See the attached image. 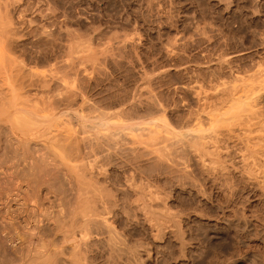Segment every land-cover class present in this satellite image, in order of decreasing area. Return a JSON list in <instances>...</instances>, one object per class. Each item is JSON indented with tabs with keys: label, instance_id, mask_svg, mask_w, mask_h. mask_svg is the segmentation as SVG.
I'll list each match as a JSON object with an SVG mask.
<instances>
[{
	"label": "rangeland",
	"instance_id": "1",
	"mask_svg": "<svg viewBox=\"0 0 264 264\" xmlns=\"http://www.w3.org/2000/svg\"><path fill=\"white\" fill-rule=\"evenodd\" d=\"M15 1L16 9L13 16L15 23L17 21V31H20L18 33L20 35L18 47L22 46L24 49L21 52L17 47V54L18 56L22 55L19 60L27 65L22 62L24 70L27 67L28 70L35 67L34 71L39 72V75L41 73L40 76H42L43 74L46 75L48 71L50 73L55 70L58 71L56 68L59 69L60 67V70L64 69V72L61 71L62 73L66 72L68 76L71 73L74 74L68 77L69 80L66 77L69 81V84L66 83V86H69L68 89H81L78 101L67 107V112L71 117L67 115L66 118L68 121H72L73 125H69L73 129L74 127L76 130L78 129L77 134L79 133L81 142H84L81 143L82 148L89 145V142H85L87 141L85 140L86 137L91 142V138L94 136L104 137L111 132L107 129L103 131L105 129L95 128L98 127L97 121L98 123L100 121L106 122L104 119H96L103 117L101 113L103 115L107 112L112 113L118 104L127 103L126 105L130 107L135 105V108L132 107L130 110L135 109L136 117H133L134 112L132 111L133 114L130 115L131 119L128 122L135 130L126 131L128 136L125 132L118 134L119 136L126 135L123 136L124 138L121 136L123 140H126V137L130 138L126 140L127 143L129 142L128 147L122 143L119 147L117 142L122 138H117L116 134L108 137L109 139L105 137L107 143L104 140V143L100 144L101 146L94 143L90 147L88 146L86 150L83 148L81 164L80 159L78 160L80 166L86 164L85 166H92L93 171L95 170L93 179L101 182L98 184L99 186L97 185L100 188L97 193L103 195L100 200L106 201L108 199L106 195L110 196L109 201H106L108 203L100 201L102 204L99 203V205L101 204L100 206L103 207H100V210L102 208L103 211L105 207L107 211L110 203H112L110 208L113 206L111 208L113 211L103 212L108 214V217L110 216L114 228L118 230L115 229L118 238H121L122 243H124H120V247L119 244L117 245L116 256L113 254L112 257L109 255L110 250L107 249L109 246L106 242L104 240L97 242L95 246L99 249L95 250L96 247L94 246V251L91 252L92 254L90 253L95 259L93 263L264 264V168L263 173L260 171L251 175L245 170L248 168L245 166L246 162L242 160V154L244 152L248 154L247 150L250 147L251 150H264V139L260 137V134L264 133L263 130L260 131L261 128H264V126H260L264 122V98L257 103V109L260 111L263 121L249 128L250 132L244 130L247 128L243 123L239 124L242 122L241 120L237 118V121L233 115H230L231 113L234 114L235 103L232 104L233 107L229 106L233 108L230 112H233L224 113L223 110L226 106L227 109H230L228 108L230 102H224L228 101L229 97H227L228 99L225 97L228 94L224 96L226 100L224 97L221 98L225 90L228 91L232 85L235 76L240 77L245 74V77L246 74L255 72L257 68L264 69V0ZM85 47L90 48V55L88 52H84ZM22 48L20 47L21 50ZM241 50L246 52L244 58L240 57L241 59L238 58L231 64L222 59L225 63H221V58L226 59L230 54ZM30 65L34 67L30 69ZM237 67L238 69H236ZM46 71L47 73H45ZM50 73L47 75L48 77H51L52 73L51 75ZM38 74L37 76H39ZM251 74L249 77H253V74L256 75L255 73ZM258 76L257 74L253 77V80ZM247 77L248 75L245 78ZM259 79L260 77L256 78L258 82ZM224 81H227L228 84ZM261 81L262 84L264 81ZM51 82L49 84L52 87L49 85V89L48 87L44 89H47L46 92L51 91V94H55L56 85L54 81ZM238 83L242 84L243 82ZM72 84H76V86ZM220 87L222 89L224 87L225 90L223 91ZM262 87L264 88V85ZM218 89L224 93L219 92ZM208 93L215 100L211 98L213 101L210 99V104L206 102L203 104L206 95L209 97ZM220 93H222L221 96H219ZM32 95L36 94L32 93ZM83 96L84 100L88 97L84 101L86 106L84 102L82 104ZM217 99L222 103H219ZM201 104L205 107L210 105L212 108L208 106L207 110L211 109L217 115V112L222 111L224 114H221L224 118L226 117L223 119L225 120L223 123L226 124L229 115L232 116L231 120L233 118L237 123L232 124L229 117V123L232 125L228 122L227 126L223 124L224 126L221 125L222 127L218 128L217 125H213L214 128H217L213 131L212 126L210 127L211 123L208 124L210 121H207V118L210 117L208 113L211 115V112H206L205 109L204 112V107L201 108ZM89 107H93L94 111H89ZM237 107L235 111L242 108ZM197 111V114L200 113L202 118H200L201 123L204 121L203 124H200L201 126L196 124L195 119L193 120V117H197L195 113ZM235 113L234 116L238 114ZM79 114H83V116L85 114L86 118H92L90 120L87 118L88 121L86 119L81 121V118H76V116H82ZM93 115L97 117L95 118ZM117 116L113 117L116 118ZM120 118L121 116L116 118V121ZM123 119L119 120L121 124L122 121L124 122ZM113 123L114 121L112 122L114 127L111 130L121 129V127L115 129L116 124L113 125ZM153 123L155 124L150 126L153 127V130H155L156 125V129L161 128L155 130V133L152 130H144L146 126L149 128V124ZM166 123L171 125V127L169 126L171 130L166 129V126L164 127L167 125ZM124 124L126 123L124 122ZM158 125L161 126L158 127ZM91 126L93 127L91 128ZM199 127L205 128L204 130L208 134L212 132L210 133L211 136L215 135L218 144L223 148L220 163H218L219 160L214 162L215 157L211 162L209 156H206L205 158L208 160L203 162L196 156L194 148L189 147L190 149H187L188 145L186 146L185 142L184 146L186 147L182 146L183 140L181 139L192 140L190 141L191 144L195 147L199 146L197 145L199 140L196 138L198 142L195 144L197 140L191 138V133H195L196 130L194 129H199ZM99 129L106 134L101 135V132H98ZM2 131L4 132V130ZM2 131V135L0 133V137H2V140L0 138V146L3 144L2 146L5 148L2 146L0 148V238H7V242L15 247L11 250L13 257H15L14 260L18 262L17 257L21 256L19 250L22 247H27L24 240L28 242V239L32 240L34 237L30 231V229L32 232L34 231L32 229L33 224L35 225L36 221L41 218L40 221H42L44 218L46 223L42 221L39 224L38 221L35 226H43L42 224L52 226L53 221L50 213L52 212L54 217V214H58L56 211L59 212L60 209L66 207L63 204L65 203L64 200L72 198L75 187L71 175L62 165V160L60 162L59 157L51 152V149L46 147L47 154H44L43 152H46L45 146L43 148L36 142H31L34 143L33 146L36 144L37 147L34 146L35 148H31L32 145L30 147L31 143L29 146L24 144L25 148H22L23 143L20 144L10 131L5 130L4 133ZM6 131L7 134L9 133L8 135ZM185 131L188 135L182 137L181 133L183 132L184 136ZM132 132L135 136L136 134L140 136L138 137L140 141L136 140L137 136L134 137ZM150 133L153 134L149 135ZM4 134L7 136L5 137ZM152 135L154 136L153 140H155L153 142H156V146L152 147L157 150V146L158 148L162 146L160 147L162 150L159 148V152H155V149L151 152L153 149L151 143L153 144V142L149 136ZM250 136L254 139H250ZM132 137L136 138L135 143H130L132 140L134 142ZM82 138H85V141ZM148 138L151 140L150 144L146 143L149 142ZM179 138L182 143L176 142ZM248 138L250 143L255 140L261 142V139L263 141L259 145L257 144L259 142L247 144ZM9 139L11 141L12 139L16 140L10 141L11 147L5 146ZM143 139L147 141L144 142ZM3 140L6 141V144L3 143ZM123 140L121 141L126 142ZM95 141V139L92 140V142ZM138 142H141L142 149L141 145L138 144V147L135 145ZM15 143H18L19 146ZM143 143H146V146ZM13 144L16 145V150H18L17 147L22 148H19V153L13 151ZM147 144L151 151H147L150 150L147 149ZM253 144L255 145L253 146ZM129 145L131 147L136 146V151ZM39 146L43 149L38 148ZM143 146L146 147V150L143 149ZM26 147L31 148V150L28 149L30 152ZM95 147L96 149H94ZM109 147L112 149L111 151ZM117 147L119 148L117 149ZM36 148L37 150L40 149L41 152L37 151ZM25 150L28 151V155H26ZM123 150H125L124 153ZM162 151L163 154H160ZM136 152L141 153V155L144 152H150V154L144 153L142 157L141 155L138 157ZM151 153L159 154L152 155ZM43 155H45L44 159ZM50 155L51 157L55 155L57 159L56 157L54 159L49 157ZM112 155L113 157H111ZM160 155L166 159L162 156L161 158L158 157ZM261 156L263 158L264 155ZM249 159L252 160V157ZM36 165L39 170H37ZM32 166L37 169L32 168L30 170L29 167ZM34 170L35 174H32ZM30 171L32 175H28ZM102 171L105 172L102 173ZM26 174L28 176L24 177ZM101 190H103L106 199L104 194L100 193ZM61 198L63 203L62 200H57ZM34 203L35 206H32ZM59 206L61 207L59 208ZM36 212L41 216L39 215V217ZM108 212H111L110 215ZM46 214L48 217L50 215L47 219ZM28 215H30V219ZM33 216H36L38 220L33 221L35 220L32 218ZM31 220L33 223H30ZM160 224L162 225L160 226ZM28 225L33 227L28 229ZM29 236L33 237L30 239ZM20 243L22 244L18 246ZM31 243L27 244L28 247H33V241ZM16 251H19L20 256H15V254L17 255ZM64 251H67L66 246ZM58 256L62 255L58 254Z\"/></svg>",
	"mask_w": 264,
	"mask_h": 264
},
{
	"label": "bare ground",
	"instance_id": "2",
	"mask_svg": "<svg viewBox=\"0 0 264 264\" xmlns=\"http://www.w3.org/2000/svg\"><path fill=\"white\" fill-rule=\"evenodd\" d=\"M16 1L15 0H0V133H1V131L2 130H4V132H5V130H7V131H10L11 132V135L13 134L14 136H15V138H16V140L21 144V143H23V145H21L22 146V148L26 145H28L29 146V143H31V142H36L37 143V145H41V146H43V148H44V146H45V151L46 152H43L44 154L46 153L47 154V148H49V149H51L50 151L51 152H53L57 157H59L58 158V160L60 161V160H62V165H64L66 168L65 169H67V172H69L68 174H70L71 175V177H72V182L74 183V187H75V193L72 195V198H67L68 200H64V202L65 203H63V197L61 198V199H57V200H62V203L64 204V206L66 205V207L64 208V209H60V211L59 212H57L56 210V213H58L57 215H55L54 214V217H53V214H52V212L50 213V215L52 216L51 217V220L53 221L52 223H53V225L52 226H46V225H48V224H46L45 226H44V224H42L43 226H41V225H37V226H35L36 225V223L38 224V221H39V224L40 223H42V221H44V218H43V220L42 221H40V220H38V218L36 219L34 216L32 217V218H34L35 220H33V221H36V220H38V221H36V223H35V225L33 224V228L32 227H30L29 225L27 226L28 227V229L29 228H32L34 231L32 232V230L30 229V231H31V233H33L32 235L34 236H32V237H30V239L32 238V240H29L28 239V242H27V240H24L25 241V243L24 244H29V243H31V241H33V247H28V245L26 244L25 246H27V247H22L21 248V250H19L20 251V254H21V256H20V254H19V251L17 252V255L15 254V256H20V257H17V259H18V262L17 261H15L14 259H15V257H13L14 255H12V250L13 249H15V247H13L10 243H8L7 242V238L5 239V237H3V238H0V264H94L93 262L95 261V259H94V256L92 255L91 256V252H93L94 251V246L97 244V242H102L103 240H104V242H106V244L109 246V248H107L106 246L107 245H105V247L107 248V249H109L110 250V254L109 255H113V256H116L115 254H116V248H117V245L119 244V247H120V243H122V241H121V238L119 239L118 238V234H117V229L116 228H114V226H113V222H112V220L107 216L108 214H104L105 212H103V211H106L105 210V207H104V210L102 211V206H100L102 203L101 202H106V201H109L108 199H110V196L109 195H106V197H108V199L106 200V201H101L100 200V198H103V195H99L98 193H97V191L100 189V188H98V184L99 183H101V182H99V180L98 181H96L95 179H93V172L95 171H93V167L91 166H85L86 164H84V162H83V164L84 165H81L80 166V164H81V151L83 150V148H85V147H81V146H83L82 144L84 143L83 141V143L81 142V137H79V133L77 134V132H79L78 131V129L76 130L75 129V127H74V129L70 126V125H73L71 122L72 121H68V119L66 118V116L68 115V116H70V114L67 112V107L68 106H70V105H73L75 102H77L78 101V98H80V93H79V91L81 90H71V89H68V87L66 86V83L67 84H69L68 82L69 81H67V78L71 75V74H73V73H71L70 74V72H69V76H68V73H62L61 71H63L64 72V69L63 70H60V67H59V69L58 68H56L58 71H56L54 68V70L56 71H54L53 73H52V75H51V73L48 71V73H47V71L45 72V73H47L46 75L45 74H43L42 76H40L41 75V73H40V75L37 73V72H35L34 71V69H35V67L33 68L31 65V67H29L30 69L31 68H33L32 70H28L27 68H26V70H28V71H26V70H24L25 68H24V65H23V63L25 64V62H23L22 60L20 61L19 60V58L20 57H22V55L21 56H18V50H20L21 52H23V48H22V46H20L21 48H22V50L20 49V47H18L20 44V42H19V37H20V35H18V33H20V31L18 32L17 31V27H16V23H17V21H16V23H15V21H14V12H15V9H16V3H15ZM18 10V9H17ZM17 12V11H16ZM17 15V14H16ZM16 15H15V17H16ZM35 21V20H34ZM42 21V20H41ZM46 27V26H45ZM44 32H46V31H44ZM43 32V33H44ZM25 34V33H24ZM48 34V33H47ZM43 35V34H42ZM24 36V35H23ZM37 37V36H36ZM39 37V36H38ZM43 37V36H42ZM49 37V36H48ZM50 38V37H49ZM20 39H22L21 41L23 42V38L21 37ZM26 41V40H25ZM24 41V42H25ZM50 42V41H49ZM44 43V42H43ZM47 43V42H46ZM24 44V43H23ZM30 45V44H29ZM45 45V44H44ZM17 47L19 48L18 50H17ZM24 47V46H23ZM80 47V46H79ZM35 48V47H34ZM40 48V47H39ZM75 50V49H74ZM84 52L86 51V53L88 52H90V48L88 49V47H85L84 49ZM91 50H92V48H91ZM30 51V50H29ZM74 52V51H73ZM92 52V51H91ZM248 53V52H247ZM20 54V53H19ZM22 54V53H21ZM24 54V53H23ZM40 54V53H39ZM89 55H90V53H89ZM244 55H246V52L244 51V50H241V51H236V52H234V53H232V54H230L226 59H224V58H221V60L223 59V60H225V61H227L228 63H233V61L234 60H237L238 58H240V57H243ZM25 58V57H24ZM24 58H22L23 60H24ZM93 58V57H92ZM244 58V57H243ZM57 59V58H56ZM241 59V58H240ZM223 60H222V62L221 63H223ZM25 61V60H24ZM27 61V60H26ZM58 61V60H57ZM219 61V60H218ZM23 62V63H22ZM37 62V61H36ZM236 62V61H235ZM220 63V64H221ZM225 63V62H224ZM223 63V64H224ZM28 64V63H27ZM37 64V63H36ZM222 64V65H223ZM229 64V65H230ZM26 65V64H25ZM54 65H56V64H54ZM259 65V64H258ZM261 65V64H260ZM27 66V65H26ZM25 66V67H26ZM29 66V65H28ZM71 66V65H70ZM224 66V65H223ZM222 66V67H223ZM226 66H228V65H226ZM73 67V66H72ZM263 67V66H262ZM37 68V67H36ZM47 68V67H46ZM228 68V67H227ZM239 68H240V66H239ZM234 69V68H233ZM236 69H238V67L236 68ZM39 70V69H38ZM49 70V69H48ZM51 70V69H50ZM77 70V69H76ZM217 70H218V68H217ZM232 70V69H231ZM235 70V69H234ZM263 70L264 69H262V68H257V70L255 71V72H253V73H255L256 75L258 74L259 76L258 77H256V78H259L260 77V79H259V82H258V80H256V78H255V80H253L254 78L253 77H255L256 75H254L252 72V74H253V77H249V75L251 74V73H249V74H246V76L248 75V77L247 78H245L244 77V75L242 74V76H235V78H233L234 80L232 81L233 83H232V85L228 88V91L227 90H225L224 89V87H223V89L220 87V89H222L223 91L225 90V93L224 92H222V90H220V89H218L219 90V92L221 91L222 93H224L223 95H222V99H223V97L226 95V94H228V95H226L225 97L227 98V97H229V99H228V101H224V100H226L225 99V97H224V102H230L229 103V105H228V108H230V107H233V103H235V106L233 107V108H235V109H233V108H230V109H227L226 107H225V105H224V107H225V109H224V107H223V111H224V113H226V112H230V110H232L233 109V111H234V114H236L235 112H237L238 114L237 115H235L234 116V114L233 113H231V112H233V111H231L229 114L230 115H233V117H235V119L237 120V118H238V120H241L242 122H239V124L241 123H243L244 125H245V127L247 128V129H244L246 132H250L251 130L249 129V128H251L252 126H254V125H257V124H259L261 121H263L262 119V115H261V113H260V111H258V109H257V103H258V101H261L263 98H264V88L262 87L263 85H264V82L261 84L260 82H262L261 80H263L264 81V72H263ZM42 72H43V70H41ZM220 71V70H219ZM218 71V72H219ZM68 72V71H67ZM237 72V71H236ZM238 72H241V71H238ZM49 73H50V75H51V77H48L47 75H49ZM76 73H77V71H76ZM220 73V72H219ZM224 73V72H223ZM233 73V72H232ZM231 73V74H232ZM235 73V72H234ZM247 73V72H246ZM37 74L39 75V76H37ZM65 74H67V75H65ZM78 74V73H77ZM238 74V73H237ZM236 74V75H237ZM251 74V75H252ZM74 75V74H73ZM219 75V74H218ZM227 75H229V74H227ZM235 75V74H234ZM233 75V76H234ZM238 75H241V74H238ZM72 76V75H71ZM221 76V75H220ZM67 77V78H66ZM217 77V76H216ZM226 77V76H225ZM54 78V79H53ZM211 78V77H210ZM222 78H224V77H222ZM228 78V77H227ZM231 78V77H230ZM74 79H75V76H74ZM68 80H69V78H68ZM212 80V79H211ZM210 80V81H211ZM219 80H220V78H219ZM224 80V79H223ZM253 80V81H252ZM53 82L54 81V83H55V85H56V90L57 91H55L56 93L55 94H51L50 92H46V90L44 89V88H47L50 84V82ZM74 81V80H73ZM73 81H71L72 83H73ZM79 81V80H78ZM213 81V80H212ZM216 81H218V80H216ZM243 82L242 84L240 83H238V82ZM51 82V83H52ZM76 82V81H75ZM227 81H224V83H226ZM230 82V81H229ZM257 84H256V83ZM212 83V82H211ZM221 84V83H220ZM226 84H228V83H226ZM226 84H225V88H226ZM258 84H260V85H258ZM54 85V86H55ZM73 86H76V84L74 85V84H72ZM50 87H52L51 85H50ZM70 87H71V83H70ZM228 87V86H227ZM39 88V89H38ZM41 88V89H40ZM81 88V87H80ZM48 89H49V87H48ZM51 89V88H50ZM227 89V88H226ZM54 91V90H53ZM81 92V91H80ZM218 92V91H217ZM227 92V93H226ZM32 93L33 94H36V95H32ZM45 93H47V94H45ZM199 93V92H198ZM216 93V92H215ZM222 93H220V95L219 96H221V94ZM196 94V93H195ZM209 94V93H208ZM219 94V93H218ZM84 96H85V94H84ZM84 96H83V100H82V104H83V102L88 98H86L85 100H84ZM214 96V95H213ZM82 97V96H81ZM215 97V96H214ZM202 98V97H201ZM211 98H213V97H211L210 96V94H209V97H208V95H206V97L204 98V101H203V104L206 102L207 104L209 103L210 104V99ZM216 98V97H215ZM217 98H218V96H217ZM220 98V97H219ZM203 99V98H202ZM80 100V99H79ZM90 100V99H89ZM201 100V99H200ZM212 100V99H211ZM213 100H215L214 98H213ZM212 100V101H213ZM211 101V102H212ZM217 101H218V99H217ZM222 101V100H221ZM121 102V101H120ZM198 102V101H197ZM219 103H222V102H220V100L218 101ZM217 102V103H218ZM223 102V103H224ZM237 102V103H236ZM87 103V102H86ZM129 103H131V102H129ZM213 103V102H212ZM212 103H211V106H212ZM214 103H216V101H214ZM127 104V103H126ZM126 104H118V107L114 110V111H112V113H108L107 111V113L105 114V115H103L102 113H101V115L103 116V117H101V118H99L98 119V117L97 116H94L97 120H103L104 119V121H106V122H103V121H100V123H98V121H97V123L96 122H94V123H96V124H98V127H95V128H101L102 130L103 129H105V130H103V131H106V129H107V131L109 130V131H111V132H109V133H105V132H103L101 129H99L100 131H98V132H101V135H104V133L106 134V135H104V137L103 136H101L100 137V135L99 136H94L93 138H91L90 136H88L89 138H91L93 141H94V139L96 140L95 142H92V140H91V142H90V139L88 140V138L86 137V139L85 140H87V141H85L83 138H82V140H84L85 142H89V145H86L87 147L89 146L90 147V145L91 144H94L95 143V145L96 144H103L104 143V140L106 141V138L105 137H107V139H109L108 137H111V136H114V135H116L117 134V138L118 137H123V136H126L127 134V132L126 131H134L135 130V128L134 127H132V125L130 126V123L128 124V122L130 121V115H132L133 114V112H134V116L133 117H136L135 116V109L134 110H130V109H132V107H130V106H127ZM206 104V105H207ZM233 104V105H232ZM236 104H237V106H239V109L242 107L243 108V110L241 111V109L240 110H237V111H235L238 107L236 106ZM240 104V105H239ZM84 105L86 106V104H85V102H84ZM99 105V104H98ZM97 105V106H98ZM242 105V106H241ZM94 106V105H93ZM113 106V105H112ZM116 106V105H115ZM211 107L210 105H207V107ZM214 106V105H213ZM230 106V107H229ZM241 106V107H240ZM95 107H96V105H95ZM94 107V108H95ZM200 107V106H199ZM202 107H204L203 108V111H204V109L206 110V112L208 111H210L211 112V115L208 113V115L210 116L209 117V119L207 118V121L209 120L210 122L208 123V124H210V127L212 126V128H213V131H214V129L217 127H222V126H224V125H228V124H230V125H232L234 122L235 123H237V121L235 120V119H233L232 118V120H231V117H230V115H229V117H230V121L232 122V124L231 123H229L230 121L228 120L229 119V117H228V119H226V124L225 123H223V121L225 122V120H223V119H225L224 118V116H223V112L221 111L220 113L219 112H217L218 113V115H220V116H218L217 114H216V112H212V110L210 109V110H207V107H205V105H203L202 106V104H201V108ZM237 107V108H236ZM89 108H91V109H89ZM88 108V110L90 111V110H92V111H94V109H92L93 107H89ZM96 108H98V107H96ZM95 108V109H96ZM133 108H135V105H134V107ZM212 108V107H211ZM100 109V108H99ZM99 109H97V110H99ZM102 109V108H101ZM104 109V108H103ZM108 109V108H107ZM215 109V108H214ZM78 110V109H77ZM86 110V109H85ZM226 110V111H225ZM76 111V110H75ZM83 111V110H82ZM91 111V112H92ZM110 111V110H109ZM76 112H78V111H76ZM90 112V113H91ZM132 112V113H131ZM205 112V111H204ZM79 113V112H78ZM196 114L198 113V111L197 112H195ZM202 113V112H201ZM221 113H223V114H221ZM77 114V113H76ZM139 114V113H138ZM214 114V115H213ZM216 114V115H215ZM79 115H82L81 117L80 116H76V118H81V121L82 120H84V119H86L87 120V118H89V117H85V114H84V116H83V114H79ZM110 115L112 116L111 118H110ZM117 115H119V116H121V118L120 119H118V121H116L117 119L116 118H118L119 116H117ZM123 115H128V116H123ZM206 115V114H205ZM115 116H117L116 118H114ZM124 117V119H123V117ZM203 116V115H202ZM71 117V116H70ZM75 117V116H74ZM83 117V118H82ZM85 117V118H84ZM100 117V116H99ZM139 117V116H138ZM190 117V116H189ZM223 117V118H222ZM73 118V117H72ZM72 118H70V119H72ZM75 118V119H76ZM90 118H92V117H90ZM90 118H89V120H90ZM112 118H114V119H112ZM141 118V117H140ZM201 118V116H200V113H199V115L197 114V117H193V120L195 119L196 120V124H198L199 126H201L200 124H203L204 123V121H203V123H201L202 122V118ZM204 118V117H203ZM110 119V120H109ZM114 121V123L116 124H114L113 123V125H115V129H117V127H121V129L120 130H111V129H113V127L114 126H112V120ZM121 119H123L124 120V122L126 123V124H124V122L122 121V124L119 122V120L121 121ZM190 119V118H189ZM78 120V119H77ZM92 120H95V119H92ZM139 120V119H138ZM192 120V122H194ZM205 120V119H204ZM228 120V121H227ZM88 121V120H87ZM132 121V120H131ZM134 121H137V120H134ZM187 121V120H186ZM206 121V120H205ZM70 122V123H69ZM84 122V121H83ZM108 122H111V123H108ZM117 122H119L118 123V125H117ZM227 122H228V124H227ZM86 123V122H85ZM84 123V124H85ZM132 123V122H131ZM195 123V122H194ZM193 123V124H194ZM221 123V124H220ZM262 123V122H261ZM70 124V125H69ZM95 124V125H96ZM146 124H148V123H146ZM145 124V125H146ZM155 123H153V124H149V128H150V130H149V128H147V126H146V129H144V130H147L148 129V131H151L152 130V132L153 133H155L156 131L155 130H159V129H156L157 128V125L155 126V130H153V127H150V126H152V125H154ZM167 124V123H166ZM192 124V125H193ZM196 124H194V125H196ZM224 124V125H223ZM86 126H87V124H85ZM90 125H92V124H90ZM141 125H143V124H141ZM198 125H197V127H198ZM213 125L214 126H216L215 128L213 127ZM220 125V126H219ZM222 125V126H221ZM235 125V124H234ZM237 125V124H236ZM82 126L84 127V125L82 124ZM94 126V125H93ZM93 126H91V128L93 127ZM97 126V125H96ZM159 126H161V125H158V127ZM166 126V127H165ZM171 127V125L170 124H167V125H164V127L166 128V129H170V127ZM208 126V125H207ZM260 126H264V122L262 123V125H260ZM111 127V128H110ZM140 127V126H139ZM196 127V126H195ZM205 127V126H204ZM210 127H209V129H210ZM240 127H242L241 125H240ZM87 128V127H86ZM94 128V129H95ZM164 128V129H165ZM193 128V127H192ZM216 128V129H217ZM261 128V127H260ZM260 128H258V129H260ZM141 129V128H140ZM205 129V128H204ZM203 129V127L202 128H200L199 127V129L197 128V129H194V130H196L195 131V133H191V138H195L194 140H199V142H198V140L195 142V144L197 143V145H199V146H197V147H195L193 144H191L190 143V141H192V140H187V139H181V140H183V143L181 142V140H180V138H179V140H177L176 142H178V141H180V142H178V143H182L183 145L182 146H184V142L186 143V146L188 145V147H187V149L190 147H192V149L194 148V152H196V156H198V158H200L201 159V161H206V160H208V159H206L205 157L206 156H209L211 159H210V161L212 160L213 161V157H215V159H214V162H215V160H217V162H218V160H219V162L218 163H220V161H221V153H222V147H221V145H219L218 144V140L216 139V137H214V136H211L212 134H210V133H212V132H209V134H208V132L207 131H205ZM209 129H208V131H209ZM95 130H98V129H95ZM141 130H143V129H141ZM171 130V129H170ZM243 130V129H242ZM264 131V128H261L260 129V131ZM7 131H6V134H7ZM91 131H92V129H91ZM90 131V132H91ZM155 131V132H154ZM192 131H193V129H192ZM259 131V132H260ZM3 132V131H2ZM3 132V133H4ZM124 132H125V134L126 135H118L119 133L121 134V133H123L124 134ZM84 133V132H83ZM133 134L132 135H134V137H136L137 136V134H136V136H135V134H134V132H132ZM149 133V132H148ZM153 133H150L149 135H151V134H153ZM185 133H186V131H185ZM261 133V132H260ZM263 133V132H262ZM9 134V133H8ZM7 134V135H8ZM96 134H98L97 132H96ZM257 134H259V133H257ZM256 134V135H257ZM264 134V133H263ZM263 134H260V137L261 138H263L264 139V136H261V135H263ZM1 135H2V133H1ZM7 135H5L4 134V136L6 137ZM10 135V136H11ZM91 136H92V134H90ZM93 135H95V134H93ZM131 135V136H132ZM140 135V134H139ZM178 135H180V134H178ZM186 135H188V133H186L184 136H183V132L181 133V136L182 137H185ZM192 135H193V137H192ZM255 135V136H256ZM3 136V137H4ZM9 136V137H10ZM128 136V135H127ZM143 136V135H142ZM141 136V137H142ZM148 136V135H147ZM153 136V135H152ZM152 136H149V137H151V140H152V142L153 141H155V140H153V138H154V136L152 137ZM177 136V135H176ZM176 136H175V138H176ZM254 136V137H255ZM9 137H7V138H9ZM96 137V138H95ZM115 137V139H116V142H117V138ZM121 137V138H122ZM134 137H132L133 139H134V142H133V140H132V138H131V142L130 143H135V139L136 140H138V141H140V139H138V137H140V136H137L136 138H134ZM181 137V138H182ZM188 137H190V136H188ZM1 138V140H2V137H0ZM7 138H5V139H7ZM11 138V137H10ZM14 138V139H15ZM105 138V139H104ZM112 138H114V137H112ZM124 138V137H123ZM123 138L122 139H120L119 141H120V143H119V141L117 142L118 144H119V147H120V144L122 143V144H124V145H126V147H128V145L127 144H129V142L127 143V141L126 140H128V139H130V138H127L126 137V142H122L121 140H123ZM145 138V137H144ZM178 138V137H177ZM187 138V137H186ZM190 138V139H191ZM197 138V139H196ZM250 139L252 138L251 136L249 137ZM249 138H248V140H247V142L249 141ZM257 138H259L258 136H257ZM256 138V139H257ZM115 139H112V140H114L115 141ZM142 139V138H141ZM149 139V138H148ZM252 139H254V138H252ZM0 140V141H1ZM16 140H13L12 139V141H16ZM123 140V141H124ZM151 140L149 139L148 141L149 142H146V143H149L150 144V142H151ZM258 140V139H257ZM11 140L9 139V141L7 140V142H8V144L7 145H5V146H10L11 145V142H10ZM142 141V140H141ZM143 141H144V139H143ZM145 141H147V140H145ZM144 141V142H145ZM157 141H158V139H157ZM253 141V140H252ZM260 140H258V141H253V142H259ZM263 140L261 139V142H262ZM137 142V141H136ZM252 142V143H253ZM261 142H259V143H257L258 145L261 143ZM3 143H5L6 144V141H4L3 140ZM10 143V144H9ZM82 143V144H81ZM106 143H107V141H106ZM116 143V144H117ZM126 143V144H125ZM145 143V144H146ZM155 143V144H154ZM250 143V141L247 143V144H249ZM252 143H250V144H252ZM0 144H1V142H0ZM15 144H18V143H15ZM25 144V145H24ZM34 144V143H33ZM33 144L31 143L30 144V147H31V145H32V147L31 148H33L34 146H36V144L33 146ZM115 144V145H116ZM117 144V145H118ZM138 144H139V146L141 147V149H142V144H141V142L139 143H137V144H135V145H137V147H138ZM144 144V143H143ZM144 144V145H145ZM3 145V144H2ZM1 145V146H2ZM99 145H97V146H99ZM105 145V144H104ZM108 145V144H107ZM111 145V144H110ZM123 145V146H124ZM132 145V144H131ZM131 145H129L130 147H131ZM181 145V144H180ZM192 145V146H191ZM255 144H253V146H254ZM1 146H0V148H1ZM13 146H14V144H13ZM17 146H19V144L17 145ZM101 146V145H100ZM99 146V147H100ZM106 146V145H105ZM113 146V145H112ZM133 146V145H132ZM146 146V145H145ZM152 146H156V142H153V144L151 143V148H153ZM186 146H184V147H186ZM257 146V145H256ZM255 146V147H256ZM11 147V146H10ZM27 148L26 147V149L28 150H31V148ZM37 147V146H36ZM47 147V148H46ZM86 147V148H87ZM103 147V146H102ZM116 147V146H115ZM119 147H117V149L119 148ZM129 147V148H130ZM136 146H134V147H131L132 149L134 148V150L137 148ZM139 147V148H140ZM160 147H162V146H160ZM159 147V148H160ZM166 147H167V145H166ZM184 147H182L183 149H184ZM260 147V146H259ZM2 148H5V147H3L2 146ZM8 148V147H7ZM18 148V150H16V145L14 146V149H13V151H19V148H21V147H17ZM21 148V149H22ZM25 148V147H24ZM35 148V147H34ZM38 148H42V147H38ZM42 148V149H43ZM82 148V149H81ZM86 148H85V150H86ZM101 148V147H100ZM105 148H107V147H105ZM145 148V150H146V147H144L143 146V149ZM151 148H150V146L147 144V149H150V150H147V151H151ZM157 148V150L155 149V147L152 149V151L151 152H153L154 151V149H155V152H159L160 151V149L162 150V148H158V146L156 147ZM164 148V147H163ZM189 148V149H190ZM20 149V150H21ZM93 149V148H92ZM94 149H96V147L94 148ZM109 149H110V147H109ZM165 149V148H164ZM9 150H11V149H9ZM28 150V151H29ZM36 150H37V148H36ZM39 150V152H41V150L40 149H38ZM37 150V151H38ZM43 150V151H44ZM89 150V149H88ZM112 149H110V151H111ZM116 150V149H115ZM133 150V151H134ZM167 150V149H166ZM251 147H250V149H248L247 150V152H248V154L246 153V152H244L243 153V150H242V160L244 161V162H246L245 164V166L248 168V169H245V170H247V172L249 173V174H254L255 175V173H259L260 171L262 172L263 171V168H264V156H263V158H262V156L261 155H264V152H261V151H264L263 149L262 150H256V149H254V150H251ZM28 151H26L25 150V152H26V155H28L29 153H28ZM84 151V150H83ZM119 151V150H118ZM122 151V150H121ZM120 151V152H121ZM132 151V150H131ZM132 151V152H133ZM136 151V150H135ZM146 151V152H147ZM10 152H12V150L10 151ZM16 152V153H17ZM20 152V151H19ZM18 152V153H19ZM24 152V153H25ZM30 152V151H29ZM96 152V151H95ZM125 152V150H123V153ZM146 152H144L145 154H147L148 155V153L150 154V152H148V153H146ZM252 152V153H251ZM258 152H259V154H258ZM15 153V152H14ZM13 153V154H14ZM28 153V154H27ZM91 153V152H90ZM97 153V152H96ZM106 153V152H105ZM127 153V152H126ZM137 154H138V157H140L139 155H141V153L139 154V152H136ZM144 153H142V155L144 154ZM163 154V151L162 152H160V154ZM165 153H166V151H165ZM250 153V154H249ZM50 154V152H49V150H48V155ZM107 154V153H106ZM110 154V153H109ZM112 154V153H111ZM128 154V153H127ZM133 154V153H132ZM152 154V153H151ZM157 153H153L152 155H156ZM159 154V153H158ZM157 154V155H158ZM256 154H258V155H256ZM261 154V155H260ZM17 155V154H16ZM16 155H14V156H16ZM52 155V154H51ZM51 155L49 156V157H51ZM55 155H53L52 157H53V159L56 157ZM121 155V154H120ZM136 155V154H135ZM142 155H141V157H142ZM168 155V154H167ZM90 156V155H89ZM118 156V155H117ZM161 156L162 155H160V156H158V157H160L161 158ZM260 156V157H259ZM30 157H31V155H30ZM44 157H45V155H43V159H44ZM51 157V158H52ZM57 157H56V159H57ZM111 157H113V155L111 156ZM110 157V158H111ZM114 157H116V156H114ZM124 157V156H123ZM136 157V156H135ZM135 157H134V159H135ZM162 157H164V156H162ZM249 157H252V160H250L249 159ZM50 158V159H51ZM127 158H128V156H127ZM130 158V157H129ZM152 158V157H151ZM155 158V157H154ZM165 158V157H164ZM80 159V160H79ZM166 159V158H165ZM78 160H79V162H80V164H79V162H78ZM248 160H250V161H248ZM137 161V160H136ZM139 161V160H138ZM211 161V162H212ZM43 162V161H42ZM61 162V161H60ZM209 163V162H208ZM222 163H224V162H222ZM221 163V164H222ZM111 164V163H110ZM93 165V164H92ZM206 165V164H205ZM224 165V164H223ZM31 166V165H30ZM37 166V165H36ZM216 166V165H215ZM63 167V166H62ZM95 167V166H94ZM104 167V166H103ZM32 168H34L35 169V167H29V169L31 170ZM37 168H38V166H37ZM36 168V169H37ZM64 168V167H63ZM62 168V169H63ZM215 168V167H214ZM227 168V167H226ZM35 169V170H36ZM64 169V170H65ZM104 169V168H103ZM108 169V168H107ZM224 169H225V166H224ZM24 170V169H23ZM35 170H34V172L32 171V174L34 173L35 174ZM37 170H39V168L37 169ZM41 170V169H40ZM223 170V169H222ZM226 170V169H225ZM25 172H26V170H24ZM107 171H109V170H107ZM188 171V170H187ZM25 172H22V173H25ZM37 172V171H36ZM101 172V171H100ZM105 172V171H104ZM103 171H102V173H104ZM38 173V172H37ZM99 173V172H98ZM97 173V174H98ZM263 173V172H262ZM31 174V171H30V174H29V172H28V175H32ZM27 174L26 175H24V177H26V176H28ZM106 175V174H105ZM253 175V177L256 179V177ZM261 176V175H260ZM30 177H32V176H30ZM105 177V176H104ZM106 178V177H105ZM111 178V177H110ZM71 179V178H70ZM29 180H30V178H29ZM263 180V179H262ZM70 182V181H69ZM259 183H261V182H259ZM98 185V186H97ZM37 186V185H36ZM30 187V186H29ZM74 190V189H73ZM104 190V189H103ZM103 190H101V192L100 193H103ZM100 191V190H99ZM98 194V195H97ZM104 194V193H103ZM58 197H60V196H58ZM66 197V196H65ZM68 197V196H67ZM106 197H105V194H104V198L106 199ZM57 198V197H56ZM112 198V197H111ZM65 199V198H64ZM55 200V199H54ZM103 200V199H102ZM112 200V199H111ZM37 201V200H36ZM101 201V202H100ZM34 202H35V200H34ZM60 202V201H59ZM99 203H101L100 205H99ZM103 203V204H104ZM106 203H108V202H106ZM114 203V202H113ZM40 204V203H39ZM59 204V203H58ZM112 205V203H110V206ZM32 206H35V203H34V205H32ZM40 206V205H39ZM62 206V205H61ZM61 206H59V208L61 207ZM64 206H62V207H64ZM107 206V205H106ZM109 206V205H108ZM107 206V207H108ZM110 206L108 207V210H112L113 211V209H111L110 208ZM36 207H38V205L36 204ZM100 207H102L101 208V210H100ZM106 207V208H107ZM115 207V206H114ZM32 208V207H31ZM33 208H35V207H33ZM40 208H42V207H40ZM58 208V207H57ZM59 208H58V210H59ZM38 209V208H37ZM43 209V208H42ZM40 210V209H39ZM44 210V209H43ZM46 210H48V209H46ZM107 210V211H108ZM146 210V209H145ZM36 211V210H35ZM38 211V210H37ZM107 211H106V213H107ZM111 211V212H112ZM27 212V211H26ZM32 212V211H31ZM39 212V211H38ZM43 212V211H42ZM45 212V211H44ZM110 212V213H111ZM41 213V212H40ZM45 213H47V212H45ZM49 213V212H48ZM53 213H54V211H53ZM109 213V212H108ZM110 213H109V215H110ZM163 213H165V212H163ZM35 214V213H34ZM36 214H37V212H36ZM35 214V215H36ZM159 214V213H158ZM31 215V214H30ZM30 215H28L29 216V219H30ZM38 216L40 215L41 216V214H37ZM47 216H46V219H47V217H48V214H46ZM50 215H49V217H50ZM39 216V217H40ZM43 216V215H42ZM161 216H162V214H161ZM48 217V218H49ZM151 217V216H150ZM166 217V216H165ZM159 218V217H158ZM163 219V218H162ZM153 220V219H152ZM159 220V219H158ZM28 221H30V220H28ZM33 221L31 220V222L30 223H33ZM46 221V220H45ZM44 221V223H46ZM50 221V220H49ZM161 221V220H160ZM23 222H25V221H23ZM26 222H27V220H26ZM151 222V221H150ZM30 223H28V224H30ZM161 223V222H160ZM159 224V223H158ZM164 224V223H163ZM50 225V224H49ZM157 225V224H156ZM155 225V226H156ZM162 224H160V226H161ZM26 226V225H25ZM24 227V226H23ZM26 227V228H27ZM117 231H116V230ZM27 230V229H26ZM28 234H29V232H28ZM26 235V234H25ZM31 235V234H30ZM103 235H105V236H103ZM24 236V235H23ZM28 236V235H27ZM28 237V238H29ZM120 237V236H119ZM18 238V237H17ZM16 238V239H17ZM23 238H25V237H23ZM118 239H119V242H118ZM24 241H22V242H24ZM11 242H13L14 243V241H11ZM12 243V244H13ZM126 243H127V241H126ZM22 243H20V244H18V246L19 245H21ZM122 244H124V243H122ZM121 244V245H122ZM31 245H32V243H31ZM17 246V247H18ZM24 246V245H23ZM30 246V245H29ZM65 246H66V252L64 251V248H65ZM55 247V248H54ZM96 247V246H95ZM104 247V248H105ZM122 247H123V245H122ZM121 247V250L124 248H122ZM54 248V249H53ZM97 248L98 247H96V249L95 250H97ZM12 249V250H11ZM18 249H20L19 247H18ZM99 249V248H98ZM104 250H106V249H104ZM104 250H102V251H104ZM107 251V250H106ZM119 251V250H118ZM125 251V250H124ZM129 251V250H128ZM14 252H15V250H14ZM113 252V253H112ZM115 252V253H114ZM133 252V251H132ZM91 253V254H90ZM112 253V254H111ZM117 253H120V252H117ZM19 254V255H18ZM58 254H61L62 256H58ZM97 254V253H96ZM105 254V253H104ZM108 254V253H107ZM117 255H119V254H117ZM134 255V254H133ZM108 256V255H107ZM110 256V258H112ZM109 257V256H108ZM107 257V258H108ZM119 257V256H118ZM134 258H135V256H134ZM16 259V260H17ZM113 259V258H112ZM120 259V258H119ZM108 260H109V258H108ZM112 261V260H111ZM114 261V260H113ZM118 261V260H117ZM137 262V261H136ZM114 264V263H113ZM119 264V263H118ZM133 264V263H132ZM139 264V263H138Z\"/></svg>",
	"mask_w": 264,
	"mask_h": 264
}]
</instances>
